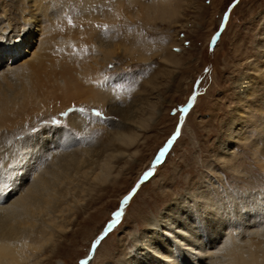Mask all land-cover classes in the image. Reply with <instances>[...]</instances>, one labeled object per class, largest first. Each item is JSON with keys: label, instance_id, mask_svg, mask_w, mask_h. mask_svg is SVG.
<instances>
[{"label": "rangeland", "instance_id": "rangeland-1", "mask_svg": "<svg viewBox=\"0 0 264 264\" xmlns=\"http://www.w3.org/2000/svg\"><path fill=\"white\" fill-rule=\"evenodd\" d=\"M84 1L60 0L54 22L42 4L36 21L53 75L69 74L100 101L59 93L34 123L1 132L0 167L58 130L74 141L66 152L87 161L60 175L54 198L64 212L31 264H83L94 250L91 264L126 262L147 221L187 194L264 201V0ZM96 44L113 46L110 57ZM128 134L132 145L119 140ZM117 152L108 180L97 179L99 162Z\"/></svg>", "mask_w": 264, "mask_h": 264}, {"label": "bare ground", "instance_id": "bare-ground-1", "mask_svg": "<svg viewBox=\"0 0 264 264\" xmlns=\"http://www.w3.org/2000/svg\"><path fill=\"white\" fill-rule=\"evenodd\" d=\"M51 1L54 4H50ZM59 1L14 0L13 6L7 0L0 2V157L5 161L1 149L6 148V141L1 132L18 126L23 128L27 121L34 123L50 104L51 97L60 93L67 103L101 99L83 89L69 74L53 75L52 64L48 63L50 57L47 59L45 54L48 38L43 34L39 37L41 30L36 16H41L43 4V7H49L45 18L54 22L57 19L54 9ZM142 14L144 17L149 15L144 11ZM95 46L99 51L104 47L101 44ZM108 47L113 46L104 47L106 58L110 57ZM101 62L97 58L93 66L99 67ZM246 81L244 78L240 84L243 91L249 89L245 88ZM231 133L236 139L240 130ZM134 139L133 134L119 138L127 145H132ZM72 145L74 141L63 131L48 133L33 140L26 150L23 146L17 155L10 156L7 159L12 163L7 167L9 169L0 167V189H3L0 193V264H31L32 257L53 241L57 215L64 212L58 210L55 186L64 171L78 164L84 167L87 162L84 158L78 160L74 153L77 150L66 152ZM85 151L90 154L89 150ZM123 156L122 152L106 155L99 162L96 178L108 180L113 160ZM197 195L182 196L159 218L147 221L146 232L133 237L130 257L119 264H264L262 198L242 196L225 202L213 197L212 193L200 191ZM94 251L83 264H91Z\"/></svg>", "mask_w": 264, "mask_h": 264}, {"label": "snow or ice", "instance_id": "snow-or-ice-1", "mask_svg": "<svg viewBox=\"0 0 264 264\" xmlns=\"http://www.w3.org/2000/svg\"><path fill=\"white\" fill-rule=\"evenodd\" d=\"M79 111L83 112V109H80ZM183 111L186 112L187 109H183ZM92 115L96 116V117H102V114L99 111H95V110L92 112ZM169 143H171V141H169ZM161 155H163V152H161ZM4 187L6 188L7 185L5 184ZM2 192H3V189H0V193H2ZM117 215H119V214H117Z\"/></svg>", "mask_w": 264, "mask_h": 264}]
</instances>
